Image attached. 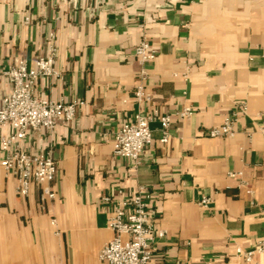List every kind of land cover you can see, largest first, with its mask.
I'll list each match as a JSON object with an SVG mask.
<instances>
[{"label":"crops","instance_id":"obj_1","mask_svg":"<svg viewBox=\"0 0 264 264\" xmlns=\"http://www.w3.org/2000/svg\"><path fill=\"white\" fill-rule=\"evenodd\" d=\"M142 41L157 50L143 65ZM50 53L60 75L40 79L39 95L81 104L70 123L20 143L52 153L53 199L41 187L20 196L0 165V264H107L99 252L113 237V202L104 198L138 187L165 231L155 264H264V0H0V101L15 58L34 67ZM139 85L151 95L142 108L171 123L166 144L151 123L136 163L115 156L112 141L139 110ZM185 106L193 114L181 119ZM227 118L235 135L210 137Z\"/></svg>","mask_w":264,"mask_h":264},{"label":"built area","instance_id":"obj_2","mask_svg":"<svg viewBox=\"0 0 264 264\" xmlns=\"http://www.w3.org/2000/svg\"><path fill=\"white\" fill-rule=\"evenodd\" d=\"M52 37V35H51ZM137 61L143 65L153 61L157 50L148 42L142 41L134 50ZM60 75L55 66V55L39 57L34 67H29L23 58H15L3 71V76L11 85L10 92L0 101V152L4 157L0 165L17 180V192L27 196L34 187H41L45 197L53 199L55 193L50 183L57 172L52 153H28L20 147L30 130L53 132L59 123H70L76 116L77 106L81 103H62L47 99L37 91L38 81L47 77ZM139 110L133 119L124 122L112 141L115 156L130 159L139 163L146 149L152 144L151 123L159 122L162 137L160 142L169 140L170 115H160L156 110L145 111L142 107L151 101V95L142 85L133 93ZM241 112L246 107L240 108ZM193 114L190 106H185L179 116L188 118ZM235 121L227 118L219 127L210 129L213 138H231L235 135ZM9 127L10 133L4 134L2 129ZM150 195L145 187H138L130 196L119 197L113 202V209L107 221L113 232L112 239L99 252V259L107 264H155L154 247L165 236V231L157 230L152 224V215L147 208ZM209 200H203L207 204ZM257 252H264V241L260 242ZM244 255L250 261L254 252Z\"/></svg>","mask_w":264,"mask_h":264}]
</instances>
